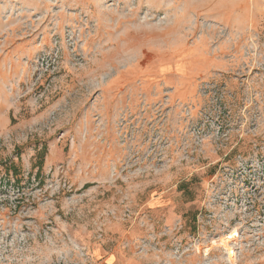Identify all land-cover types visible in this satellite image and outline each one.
<instances>
[{
	"label": "rangeland",
	"instance_id": "obj_1",
	"mask_svg": "<svg viewBox=\"0 0 264 264\" xmlns=\"http://www.w3.org/2000/svg\"><path fill=\"white\" fill-rule=\"evenodd\" d=\"M0 264H264V0H0Z\"/></svg>",
	"mask_w": 264,
	"mask_h": 264
}]
</instances>
